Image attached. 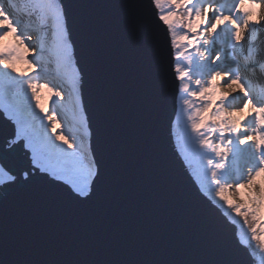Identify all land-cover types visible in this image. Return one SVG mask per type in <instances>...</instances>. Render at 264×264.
Segmentation results:
<instances>
[{
  "label": "snow or ice",
  "instance_id": "1",
  "mask_svg": "<svg viewBox=\"0 0 264 264\" xmlns=\"http://www.w3.org/2000/svg\"><path fill=\"white\" fill-rule=\"evenodd\" d=\"M9 35L0 264H264V0H0Z\"/></svg>",
  "mask_w": 264,
  "mask_h": 264
},
{
  "label": "water",
  "instance_id": "2",
  "mask_svg": "<svg viewBox=\"0 0 264 264\" xmlns=\"http://www.w3.org/2000/svg\"><path fill=\"white\" fill-rule=\"evenodd\" d=\"M161 39H163L162 36H161ZM176 105H177V101L174 99V97L170 95L168 98L167 108L165 112L161 115V117L159 118L158 127H157L158 135L160 139L164 142L165 147H168L170 143L171 145L169 149L170 153L175 152V145L173 142V138L170 137V133H171L172 122H173V119L176 113ZM118 127H119V124L117 122L116 128L118 129ZM149 139H151V137ZM171 158L173 160V168H174L175 174L181 177L184 186L187 188L188 179L190 178L185 177V174L182 173L180 164L178 162L179 161L178 154L171 156ZM252 261H253V264H255L253 257H252Z\"/></svg>",
  "mask_w": 264,
  "mask_h": 264
},
{
  "label": "rangeland",
  "instance_id": "3",
  "mask_svg": "<svg viewBox=\"0 0 264 264\" xmlns=\"http://www.w3.org/2000/svg\"><path fill=\"white\" fill-rule=\"evenodd\" d=\"M164 7L166 8L167 5L165 4ZM13 43V40L11 38V35H9L8 37H6L3 41H0V46L4 45V44H7V45H11ZM16 70L17 72H26V71H31V69L28 68L27 64H24V63H17L16 64ZM48 97H49V93L44 90V89H41L40 90V104H41V107H45L46 105H48L49 103V100H48ZM178 104L179 102L177 101V105H176V108L178 107ZM247 111V109H246ZM176 120V113H175V116H174V119H173V122ZM172 122V123H173ZM173 142H174V138H173ZM174 145H175V142H174ZM259 179H258V183H259ZM225 196L228 197L229 199V202H233L231 200V197H230V194L229 193H225ZM238 196H239V201L240 203H244L247 201L248 199V196H249V191L245 188H241L239 190V193H238ZM237 220H239V224L236 226L237 227V230H239L242 226H243V220L242 218L240 217H236ZM256 222L257 224H261V223H264V208H262L261 210H259L257 212V216H256ZM245 231H247V229L245 228L244 229ZM254 261H255V264H261L260 262V259H259V256H255L253 257Z\"/></svg>",
  "mask_w": 264,
  "mask_h": 264
}]
</instances>
